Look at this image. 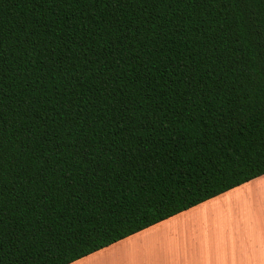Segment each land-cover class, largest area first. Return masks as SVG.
Wrapping results in <instances>:
<instances>
[{"label":"trees","instance_id":"16d2710c","mask_svg":"<svg viewBox=\"0 0 264 264\" xmlns=\"http://www.w3.org/2000/svg\"><path fill=\"white\" fill-rule=\"evenodd\" d=\"M264 174V0H0V264H68Z\"/></svg>","mask_w":264,"mask_h":264},{"label":"crops","instance_id":"0c3cea01","mask_svg":"<svg viewBox=\"0 0 264 264\" xmlns=\"http://www.w3.org/2000/svg\"><path fill=\"white\" fill-rule=\"evenodd\" d=\"M262 184L264 174L68 264H264V199L253 204L257 217L247 237L228 210Z\"/></svg>","mask_w":264,"mask_h":264},{"label":"rangeland","instance_id":"374dc122","mask_svg":"<svg viewBox=\"0 0 264 264\" xmlns=\"http://www.w3.org/2000/svg\"><path fill=\"white\" fill-rule=\"evenodd\" d=\"M246 188L247 186L241 188L239 192L244 191V189ZM253 191H256V193H253ZM256 199H258L259 203L262 201V199H264V184L256 187L253 186L251 192H246L242 194L240 198H237L235 204L238 205L239 207L237 206L236 210H234L232 207L233 203H230L229 205L228 210L230 211L231 216L235 218V219H231V218L230 219L233 222L238 220L242 237L243 236L247 237L249 235L252 227L251 220H255V217H257V212L253 208V204H256L255 201ZM237 212H240V214H237ZM233 222H229V223H233ZM232 232L235 233L234 231Z\"/></svg>","mask_w":264,"mask_h":264}]
</instances>
